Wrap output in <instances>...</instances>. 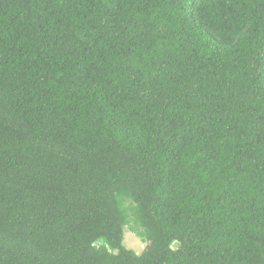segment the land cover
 Instances as JSON below:
<instances>
[{"label":"trees","instance_id":"obj_1","mask_svg":"<svg viewBox=\"0 0 264 264\" xmlns=\"http://www.w3.org/2000/svg\"><path fill=\"white\" fill-rule=\"evenodd\" d=\"M0 264H264V0H0Z\"/></svg>","mask_w":264,"mask_h":264},{"label":"rangeland","instance_id":"obj_2","mask_svg":"<svg viewBox=\"0 0 264 264\" xmlns=\"http://www.w3.org/2000/svg\"><path fill=\"white\" fill-rule=\"evenodd\" d=\"M123 243L127 248L133 249L137 253H140L146 246V242L128 226L124 229Z\"/></svg>","mask_w":264,"mask_h":264}]
</instances>
